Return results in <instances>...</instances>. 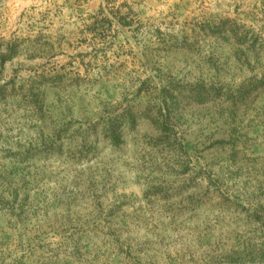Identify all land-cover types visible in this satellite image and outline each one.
<instances>
[{"label": "rangeland", "instance_id": "rangeland-1", "mask_svg": "<svg viewBox=\"0 0 264 264\" xmlns=\"http://www.w3.org/2000/svg\"><path fill=\"white\" fill-rule=\"evenodd\" d=\"M12 46L14 54L6 53ZM53 69L69 82L42 87L46 103L69 106L75 118L90 120L99 117L98 107L116 106L125 91H135L139 79L154 77L152 88L161 91L159 71L173 75L181 81L183 161L196 171L193 178L231 176L241 183L237 188L250 189L264 175V86L248 87L264 80V0H0V91L6 86L10 98L0 103V136L27 133L32 115L25 114L24 81ZM202 81L222 87L193 92ZM141 132L148 136L151 129ZM144 139L131 135L119 154L108 157L118 192L138 199L161 177V157ZM142 159H148L145 166ZM191 214L192 233L184 236L208 235V206ZM168 244L174 251L172 240Z\"/></svg>", "mask_w": 264, "mask_h": 264}, {"label": "trees", "instance_id": "trees-1", "mask_svg": "<svg viewBox=\"0 0 264 264\" xmlns=\"http://www.w3.org/2000/svg\"><path fill=\"white\" fill-rule=\"evenodd\" d=\"M14 52V46L7 48ZM64 73L53 69L24 81L29 130L18 138L0 136V264H264V175L250 189L237 188L241 183L231 176L193 178L196 171L183 161L181 81L159 71V91L152 88L154 77L139 79L135 91H125L116 106L98 107L99 117L90 120L42 97V87L69 82ZM258 86L264 80L248 85ZM4 87L1 106L10 100ZM191 87L207 94L222 85L202 81ZM143 128L151 129L148 136ZM230 133L235 142L236 127ZM131 135L145 138L162 160L161 177L149 181L139 199L118 192L108 158ZM147 160L140 161L145 166ZM207 206L208 235L185 237L192 233L191 212ZM204 237L208 247L202 246Z\"/></svg>", "mask_w": 264, "mask_h": 264}]
</instances>
